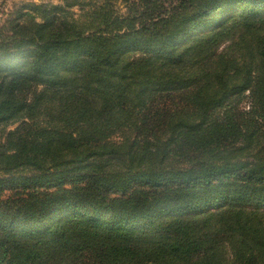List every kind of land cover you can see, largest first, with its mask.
<instances>
[{
  "label": "trees",
  "instance_id": "16d2710c",
  "mask_svg": "<svg viewBox=\"0 0 264 264\" xmlns=\"http://www.w3.org/2000/svg\"><path fill=\"white\" fill-rule=\"evenodd\" d=\"M61 1L0 25V264H264V0Z\"/></svg>",
  "mask_w": 264,
  "mask_h": 264
},
{
  "label": "rangeland",
  "instance_id": "374dc122",
  "mask_svg": "<svg viewBox=\"0 0 264 264\" xmlns=\"http://www.w3.org/2000/svg\"><path fill=\"white\" fill-rule=\"evenodd\" d=\"M34 1L38 4H61V0H0V25L17 15V11L23 9L27 2ZM123 7V4H122ZM14 127V126H13ZM12 127V128H13Z\"/></svg>",
  "mask_w": 264,
  "mask_h": 264
}]
</instances>
